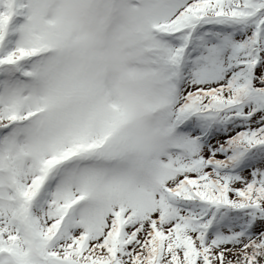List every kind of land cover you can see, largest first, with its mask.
Here are the masks:
<instances>
[{"label": "snow or ice", "instance_id": "obj_1", "mask_svg": "<svg viewBox=\"0 0 264 264\" xmlns=\"http://www.w3.org/2000/svg\"><path fill=\"white\" fill-rule=\"evenodd\" d=\"M0 264H264V0H0Z\"/></svg>", "mask_w": 264, "mask_h": 264}]
</instances>
